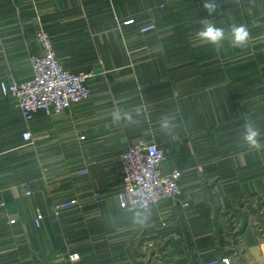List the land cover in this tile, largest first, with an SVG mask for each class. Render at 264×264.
<instances>
[{
    "label": "crops",
    "instance_id": "1",
    "mask_svg": "<svg viewBox=\"0 0 264 264\" xmlns=\"http://www.w3.org/2000/svg\"><path fill=\"white\" fill-rule=\"evenodd\" d=\"M203 2L0 0V264H264V147L243 140L251 120L264 145V0H216L211 16ZM204 18L247 24V46L199 43ZM41 27L65 69L93 72L92 97L28 123L1 84L32 78ZM141 140L183 173V195L122 209L121 156ZM67 200L78 204L55 216Z\"/></svg>",
    "mask_w": 264,
    "mask_h": 264
},
{
    "label": "built area",
    "instance_id": "2",
    "mask_svg": "<svg viewBox=\"0 0 264 264\" xmlns=\"http://www.w3.org/2000/svg\"><path fill=\"white\" fill-rule=\"evenodd\" d=\"M133 24L134 20L125 22L127 26ZM156 30V25L151 24L141 27L139 33L148 35ZM36 40L41 54L31 58L32 78L1 84L3 95L16 100L28 123L39 114L46 117L60 115L72 107L87 103L92 97L89 81L93 72L72 73L65 69L56 56L50 35L42 27L37 30ZM23 138L29 144H34L36 140L30 131L25 132ZM166 161L165 151L155 143L141 140L128 147L121 156L123 186L117 196L122 209L134 207L139 211H149L160 202L178 201L182 197L180 182L183 173L176 168L165 173L163 167ZM22 189L26 196L32 195L28 183H23ZM77 204L76 200L56 202L53 205V213L59 217ZM4 206V203L0 205ZM43 221V213L37 211L35 226L40 228ZM144 249L155 251L157 247L155 243H148ZM72 259L76 260L78 256H73ZM205 264H234V260L227 256Z\"/></svg>",
    "mask_w": 264,
    "mask_h": 264
},
{
    "label": "clouds",
    "instance_id": "3",
    "mask_svg": "<svg viewBox=\"0 0 264 264\" xmlns=\"http://www.w3.org/2000/svg\"><path fill=\"white\" fill-rule=\"evenodd\" d=\"M202 7L208 15L211 16L216 12L217 8H219V5L216 3V0H204ZM200 23L201 28L195 33L196 40L202 44L212 45L217 53L220 52L225 40H228L233 48L246 47L249 42L250 31L247 24L232 23L227 29H225L217 26L216 23L208 18L202 19ZM114 118H120L119 111L114 113ZM126 119L131 121V115L126 114ZM161 127L164 129L170 128L167 118L164 119ZM260 135V130L256 127L255 123L251 120L245 122L243 140L249 151H259L264 147L258 139Z\"/></svg>",
    "mask_w": 264,
    "mask_h": 264
}]
</instances>
